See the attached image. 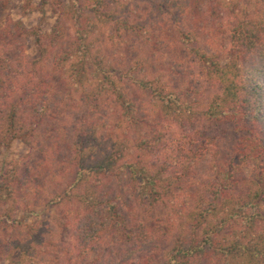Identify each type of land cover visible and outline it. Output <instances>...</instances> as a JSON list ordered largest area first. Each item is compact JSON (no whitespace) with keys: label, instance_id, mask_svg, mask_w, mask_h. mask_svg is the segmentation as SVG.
<instances>
[{"label":"trees","instance_id":"1","mask_svg":"<svg viewBox=\"0 0 264 264\" xmlns=\"http://www.w3.org/2000/svg\"><path fill=\"white\" fill-rule=\"evenodd\" d=\"M41 3L49 33L0 27V150L28 149L0 171V257L264 264V0Z\"/></svg>","mask_w":264,"mask_h":264},{"label":"rangeland","instance_id":"2","mask_svg":"<svg viewBox=\"0 0 264 264\" xmlns=\"http://www.w3.org/2000/svg\"><path fill=\"white\" fill-rule=\"evenodd\" d=\"M25 0H9V3L5 8L0 11V27L5 26L9 22L19 21L22 23L23 27L27 30H37L41 33H49L54 22L55 15L52 12L51 8L47 5H43L41 0H30V6L32 7V11L30 13H25L21 10L22 6L25 4ZM208 27V26H207ZM215 29L218 26L213 25ZM209 33L212 34V39L209 41L210 49H217L220 46H223L225 43L224 36L222 34V28H218L213 32L212 27H208ZM25 52L29 57H32L35 53L34 50V42L33 39L29 38L25 43ZM166 57L171 60V55H166ZM227 61V57H222V63ZM194 72V74H193ZM191 72L190 83L193 90L205 92L210 94L212 90L208 91L207 82L203 77L200 76L198 70L195 68ZM28 149L19 142H13L9 148L0 150V171L8 170L13 164L20 163L24 157L27 155ZM199 174L202 175L206 173V167H202L199 170ZM248 173V171H246ZM52 211H49V214ZM43 219L45 216L43 214ZM31 218H27V222L30 223ZM0 264H7V262L0 257Z\"/></svg>","mask_w":264,"mask_h":264}]
</instances>
